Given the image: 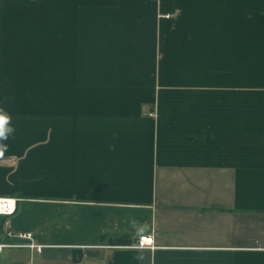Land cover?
<instances>
[{
    "label": "crops",
    "instance_id": "0c3cea01",
    "mask_svg": "<svg viewBox=\"0 0 264 264\" xmlns=\"http://www.w3.org/2000/svg\"><path fill=\"white\" fill-rule=\"evenodd\" d=\"M0 110V264H264V0H0Z\"/></svg>",
    "mask_w": 264,
    "mask_h": 264
},
{
    "label": "built area",
    "instance_id": "2783aa9c",
    "mask_svg": "<svg viewBox=\"0 0 264 264\" xmlns=\"http://www.w3.org/2000/svg\"><path fill=\"white\" fill-rule=\"evenodd\" d=\"M18 209V198L0 194V254L6 248L29 247L40 251L42 245L34 242L33 231H14L10 228L11 216ZM14 237L28 239L29 242H16ZM139 248H154L155 240L153 233L143 234L139 237V243L136 245Z\"/></svg>",
    "mask_w": 264,
    "mask_h": 264
},
{
    "label": "clouds",
    "instance_id": "9594fccd",
    "mask_svg": "<svg viewBox=\"0 0 264 264\" xmlns=\"http://www.w3.org/2000/svg\"><path fill=\"white\" fill-rule=\"evenodd\" d=\"M14 133V127L11 126V117L0 110V141L7 140ZM6 145L0 144V154L6 149Z\"/></svg>",
    "mask_w": 264,
    "mask_h": 264
},
{
    "label": "water",
    "instance_id": "95a60500",
    "mask_svg": "<svg viewBox=\"0 0 264 264\" xmlns=\"http://www.w3.org/2000/svg\"><path fill=\"white\" fill-rule=\"evenodd\" d=\"M14 240L16 241V242H29V240L28 239H25V238H21V237H14Z\"/></svg>",
    "mask_w": 264,
    "mask_h": 264
}]
</instances>
